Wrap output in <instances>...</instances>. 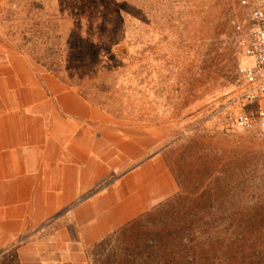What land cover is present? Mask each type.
Listing matches in <instances>:
<instances>
[{
  "label": "rangeland",
  "instance_id": "1",
  "mask_svg": "<svg viewBox=\"0 0 264 264\" xmlns=\"http://www.w3.org/2000/svg\"><path fill=\"white\" fill-rule=\"evenodd\" d=\"M247 1L17 0L6 11L38 70L119 123L167 133L177 192L91 248V264H264V132L228 129L223 96L250 44ZM14 255L0 264H20Z\"/></svg>",
  "mask_w": 264,
  "mask_h": 264
},
{
  "label": "crops",
  "instance_id": "2",
  "mask_svg": "<svg viewBox=\"0 0 264 264\" xmlns=\"http://www.w3.org/2000/svg\"><path fill=\"white\" fill-rule=\"evenodd\" d=\"M16 1L0 0V257L91 264L99 241L177 192L167 133L38 70L5 27Z\"/></svg>",
  "mask_w": 264,
  "mask_h": 264
},
{
  "label": "built area",
  "instance_id": "3",
  "mask_svg": "<svg viewBox=\"0 0 264 264\" xmlns=\"http://www.w3.org/2000/svg\"><path fill=\"white\" fill-rule=\"evenodd\" d=\"M251 19L250 44L243 51L239 81L223 93L226 127L248 128L258 124L264 132V0L253 1Z\"/></svg>",
  "mask_w": 264,
  "mask_h": 264
},
{
  "label": "trees",
  "instance_id": "4",
  "mask_svg": "<svg viewBox=\"0 0 264 264\" xmlns=\"http://www.w3.org/2000/svg\"><path fill=\"white\" fill-rule=\"evenodd\" d=\"M126 227V226H125ZM125 227H123V228H121V229H119V230H117V231H115V232H113V233H111V234H109V235H107L106 237H104L101 241H99L96 245H102L103 243H105V242H107L109 239H111L115 234H119ZM15 254V255H14ZM8 255L9 256H15L16 258H17V260L19 261V259H18V256H17V253L15 252V251H13V252H10L9 254H4L3 255V257L6 259V258H8ZM126 256H128L129 258H133V255L132 254H130V253H126ZM2 257V258H3ZM3 258V259H4Z\"/></svg>",
  "mask_w": 264,
  "mask_h": 264
}]
</instances>
